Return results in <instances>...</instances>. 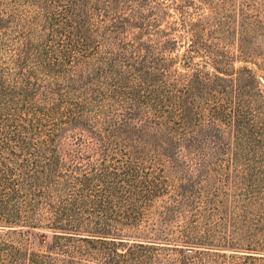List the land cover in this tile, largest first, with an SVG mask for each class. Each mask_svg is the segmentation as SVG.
I'll use <instances>...</instances> for the list:
<instances>
[{"label": "trees", "instance_id": "16d2710c", "mask_svg": "<svg viewBox=\"0 0 264 264\" xmlns=\"http://www.w3.org/2000/svg\"><path fill=\"white\" fill-rule=\"evenodd\" d=\"M222 10L0 0V264H264V95Z\"/></svg>", "mask_w": 264, "mask_h": 264}, {"label": "rangeland", "instance_id": "374dc122", "mask_svg": "<svg viewBox=\"0 0 264 264\" xmlns=\"http://www.w3.org/2000/svg\"><path fill=\"white\" fill-rule=\"evenodd\" d=\"M170 2L168 1V4L172 3ZM214 2L223 9L222 13L231 21L229 25L231 32L225 34L222 42L233 54L235 68H250L259 86L255 90L259 96L260 92L264 95V0H214ZM169 10L167 21L175 22L178 14L172 7H169ZM200 12L209 13V6L203 5ZM183 49L181 41L171 55L180 54ZM179 69L182 71L183 67L179 66ZM259 99L264 105V98L260 96ZM23 231L19 235L20 240L29 250L44 252L52 242L53 232L44 226L25 227Z\"/></svg>", "mask_w": 264, "mask_h": 264}]
</instances>
